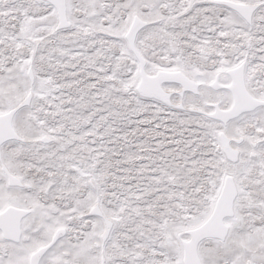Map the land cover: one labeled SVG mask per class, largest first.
<instances>
[{"label": "snow or ice", "instance_id": "obj_1", "mask_svg": "<svg viewBox=\"0 0 264 264\" xmlns=\"http://www.w3.org/2000/svg\"><path fill=\"white\" fill-rule=\"evenodd\" d=\"M0 264H264V0H0Z\"/></svg>", "mask_w": 264, "mask_h": 264}]
</instances>
